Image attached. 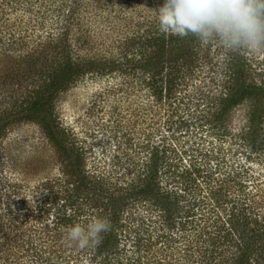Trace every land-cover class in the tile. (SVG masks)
<instances>
[{
    "label": "trees",
    "instance_id": "1",
    "mask_svg": "<svg viewBox=\"0 0 264 264\" xmlns=\"http://www.w3.org/2000/svg\"><path fill=\"white\" fill-rule=\"evenodd\" d=\"M149 1L145 10L134 0H0V54L20 31L35 28L36 45L63 48L35 95L0 112V137L14 125L36 123L62 161L56 179L40 180L35 199L26 195L16 211L6 195L0 264H264V174L247 164L229 168L222 145L203 136L236 143V156L242 150L261 159L264 78L255 77L245 48L160 32L156 10L164 0ZM97 8L101 20L115 15L123 30L112 42L92 33ZM85 77L149 104L151 130L134 143L143 148L141 159H112L122 178L90 170L89 148L56 110L59 95ZM246 101L248 129L234 132L231 114ZM15 215L22 216L19 226ZM97 218L110 223L99 245H70L68 228Z\"/></svg>",
    "mask_w": 264,
    "mask_h": 264
},
{
    "label": "rangeland",
    "instance_id": "2",
    "mask_svg": "<svg viewBox=\"0 0 264 264\" xmlns=\"http://www.w3.org/2000/svg\"><path fill=\"white\" fill-rule=\"evenodd\" d=\"M134 1L136 5L130 4L137 6L138 9L146 10L152 7V1ZM99 8L89 23L95 38H100L97 41L106 40V43H109L114 40V34H121L123 30L118 29V19L115 15L105 14L101 20ZM24 21H28L27 18ZM35 29L29 31L27 29V32L20 31L13 38L16 42L10 44V47L3 48L0 54V112L15 111L23 102L32 98L42 82L40 78H45L47 69L60 62L62 46H59V49L47 46L46 42L44 45H36L35 39L41 35ZM215 48L213 47V50ZM223 51L226 52L223 49L218 52V55L224 56ZM242 53L248 57L249 61L254 62L255 77L264 78V49L256 51L245 49ZM85 78L87 79L76 83L59 95L56 110L64 124L89 148L87 157L90 170L104 174L111 173L110 179L122 178L119 173H114L112 168H115L116 161L112 159L115 155L128 162L141 159L143 148H136L134 143L136 138L146 139V134L151 130L150 125H147L150 122L147 120L150 116L149 104L139 102L141 100L137 97L134 101L126 95L123 97L118 90L114 95L111 88L113 86L104 80ZM136 107L137 111H134ZM250 110L249 101L235 108L228 128L234 132L248 129ZM110 121L112 127L108 125ZM135 124H137L136 129L133 127ZM125 129L128 130L126 133L130 134L128 139L131 141L127 139V142H120L121 135H126L123 133ZM203 136L206 137L207 144L211 143L215 147L222 145L220 154L227 160L229 168L235 169L240 167L237 164H247L252 170H260L264 174V154L261 159L254 161L248 159L249 153L244 154L242 150L236 156L235 152L238 150L236 143L235 145L230 140L220 143L219 138L210 137L207 131ZM191 142H201L200 136ZM110 164H113L111 168ZM61 166V159L47 142L38 124L24 122L12 126L5 135L0 137V212L3 208L6 211L7 205L4 206L6 195L11 196L9 202H14L12 209L15 211L19 206L17 201L24 199L26 195L34 200L40 180L50 178L52 182L57 176L54 174H57ZM117 169L121 172L119 166ZM32 200H30L31 205L35 204ZM21 217L15 215L12 218L17 220L15 226L22 223ZM18 232L19 230H16V233L11 235L18 236Z\"/></svg>",
    "mask_w": 264,
    "mask_h": 264
},
{
    "label": "clouds",
    "instance_id": "3",
    "mask_svg": "<svg viewBox=\"0 0 264 264\" xmlns=\"http://www.w3.org/2000/svg\"><path fill=\"white\" fill-rule=\"evenodd\" d=\"M157 11L160 32L202 42L218 39L225 48L264 49V0H164ZM110 223L97 218L68 228L66 239L79 249L97 246Z\"/></svg>",
    "mask_w": 264,
    "mask_h": 264
}]
</instances>
